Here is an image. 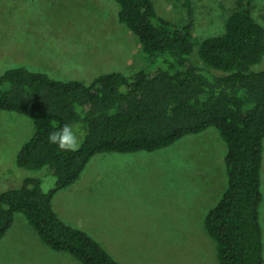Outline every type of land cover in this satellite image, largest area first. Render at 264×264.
I'll list each match as a JSON object with an SVG mask.
<instances>
[{"label":"trees","instance_id":"1","mask_svg":"<svg viewBox=\"0 0 264 264\" xmlns=\"http://www.w3.org/2000/svg\"><path fill=\"white\" fill-rule=\"evenodd\" d=\"M119 19L137 37L156 71L132 77L121 72L92 82L62 81L46 73L13 68L0 75V110L35 124L17 165L49 169L56 186L46 192L38 177L0 193V242L23 214L42 241L81 264H119L87 232L64 222L54 208L57 194L75 185L89 162L104 153L162 150L187 135L217 128L228 146V188L208 212L205 229L216 243L219 264H264L260 220L264 159V26L247 5L226 22V32L197 43L191 0H178L189 22L180 28L159 15L154 0H116ZM199 56L225 76L208 77L190 62ZM64 124H82L86 135L76 152L49 143Z\"/></svg>","mask_w":264,"mask_h":264},{"label":"rangeland","instance_id":"2","mask_svg":"<svg viewBox=\"0 0 264 264\" xmlns=\"http://www.w3.org/2000/svg\"><path fill=\"white\" fill-rule=\"evenodd\" d=\"M191 1L197 43L224 34L228 18L240 6L251 8L264 26V0ZM154 2L160 16L180 28L188 24L181 1ZM119 11L116 0H0V75L23 67L56 80L90 83L115 72L132 77L156 71L158 64L143 53ZM190 62L208 77L226 75L199 56V46ZM253 69L263 71L264 59ZM73 130L83 133V143V125ZM34 133L29 117L0 110V193L27 177L41 178L46 192L56 186L49 169L17 165L18 153ZM227 154L217 128L154 152L99 154L75 185L57 194L54 208L119 264H219L205 218L228 188ZM262 191L264 196V159ZM259 210L264 229V200ZM16 217L0 242V264H81L47 246L23 214Z\"/></svg>","mask_w":264,"mask_h":264},{"label":"clouds","instance_id":"3","mask_svg":"<svg viewBox=\"0 0 264 264\" xmlns=\"http://www.w3.org/2000/svg\"><path fill=\"white\" fill-rule=\"evenodd\" d=\"M83 133L77 135L70 124H64L58 131L49 133V143L56 145L62 151L76 152L82 143Z\"/></svg>","mask_w":264,"mask_h":264},{"label":"crops","instance_id":"4","mask_svg":"<svg viewBox=\"0 0 264 264\" xmlns=\"http://www.w3.org/2000/svg\"><path fill=\"white\" fill-rule=\"evenodd\" d=\"M22 44H23V43H22ZM24 180H25V179H24ZM24 180H23V181H24ZM18 187H19V186H18ZM2 193H3V192H2ZM54 200H55V199H54ZM17 215H18V214H17ZM17 215H16V216H17ZM15 219H17V217H15ZM28 223H29V222H28ZM30 226H31V225H30Z\"/></svg>","mask_w":264,"mask_h":264}]
</instances>
